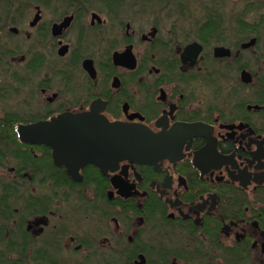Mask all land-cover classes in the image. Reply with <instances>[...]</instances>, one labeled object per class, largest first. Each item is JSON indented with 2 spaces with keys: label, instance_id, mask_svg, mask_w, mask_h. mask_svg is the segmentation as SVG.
Wrapping results in <instances>:
<instances>
[{
  "label": "flooded vegetation",
  "instance_id": "obj_1",
  "mask_svg": "<svg viewBox=\"0 0 264 264\" xmlns=\"http://www.w3.org/2000/svg\"><path fill=\"white\" fill-rule=\"evenodd\" d=\"M248 5L234 37L197 35L185 43L183 30L175 34L170 24L168 40L166 21L142 31L133 16L106 47L107 24L121 16L99 21L92 12L89 24L82 19L76 45L71 31L81 18L54 37L53 26L64 18L44 21L45 11L34 5L41 21L29 23L35 35L21 38L15 25L26 6L14 11L7 34L0 29V122L88 116L143 126L164 136L168 152L148 165L88 164L74 180L55 166L49 147L20 143L45 173L16 171L8 157L0 166L3 198L10 189L20 193L16 220L5 226V242L16 238L19 247L0 264H264V33L249 31ZM5 16L0 12V20ZM195 43L200 53L185 52ZM138 45L150 56L140 59ZM217 48L231 56L215 57ZM114 54H123L119 65ZM86 60L95 78L83 68Z\"/></svg>",
  "mask_w": 264,
  "mask_h": 264
},
{
  "label": "water",
  "instance_id": "obj_2",
  "mask_svg": "<svg viewBox=\"0 0 264 264\" xmlns=\"http://www.w3.org/2000/svg\"><path fill=\"white\" fill-rule=\"evenodd\" d=\"M41 10L37 8L36 14L30 26L35 27L41 21ZM93 19L101 18L98 14L92 15ZM74 21V16H68L60 24L52 28V35L60 37L68 30ZM157 29L154 28L149 37L154 39ZM252 40L243 47L250 48L255 45ZM201 46L198 44L189 45L185 52L194 50L195 54L200 53ZM67 47L61 50L60 54L65 55ZM125 58L135 60L130 51H126ZM215 57H230L231 52L225 48H217L214 51ZM120 54H114L115 65L120 64ZM134 61L132 69L135 68ZM85 71L95 78L93 63L86 60L83 63ZM247 83L252 82L248 73H243ZM96 106L92 112H97ZM19 142L29 146H46L52 150L53 160L56 167H66L69 175L76 180L81 167L88 164L95 165L100 169H106L119 162L129 161L130 164L148 165L162 158L168 148H163L165 138L162 135H152L145 127H133L123 123L111 124L104 119H93L88 116H71L68 114L59 116L56 119L46 122H38L18 128Z\"/></svg>",
  "mask_w": 264,
  "mask_h": 264
},
{
  "label": "trees",
  "instance_id": "obj_3",
  "mask_svg": "<svg viewBox=\"0 0 264 264\" xmlns=\"http://www.w3.org/2000/svg\"><path fill=\"white\" fill-rule=\"evenodd\" d=\"M2 1L0 10L1 14L6 16H12L16 11L17 13L20 12L19 10H22V5H26V7L39 5L43 10L48 9H63L59 16V19L64 18L65 16L74 13L75 17L77 19L81 18L84 11H92L94 12H102L105 16L108 17H114V16H120L119 14H122L127 10V4L124 5V3H127V1L135 2L130 4L129 10H135L137 13L141 10V5L137 2L143 1V5H147L149 0H0ZM217 9V8H215ZM249 12H258L261 13V16L263 17L262 20H260L257 23H254V25H249V31L258 33L263 32L264 33V15L262 14L261 10H256V8H253L252 5L250 6ZM12 12V14H11ZM236 21V28L240 29L243 27L241 25L240 21L237 19ZM198 29H195L196 27ZM192 25V28L194 27L193 31L196 35H199L203 40L208 41L213 36H216L218 40L226 35L224 33V25H223V18L218 13H216L215 10H208L207 12V18L204 24L199 25ZM255 26L257 29L253 30L251 27ZM190 38L186 37V40L189 41ZM19 123H24L20 120H14V119H8L0 122V130H4L6 132L1 133L0 132V166L5 161V158L8 157L10 164L14 163L15 170H24L26 172L30 170H37V175L39 172L45 173V170L37 168L40 165L44 166V163L38 159L33 157V155L30 153L29 149L26 148V150H23V146H21L18 143V138L16 134V125ZM9 164V166H10ZM11 168V166H10ZM51 169V168H50ZM1 176V174H0ZM42 187H48L47 185H43ZM4 187L0 185V203L1 200L4 202L3 205H0V212L4 216L3 218V225H0V258H4L11 254H16L18 244H16L12 239H9V243L5 242V230H6V224L10 227L12 222L16 220L13 210L18 209L20 206L19 198L20 193L18 190L10 189L9 196L7 198H3L2 196V189ZM29 193V196L31 198L32 195L31 192L27 189L26 194ZM31 198L26 197V200L29 204L31 201ZM9 199V201H7ZM5 228H2V227ZM10 244V245H9ZM16 245L14 248L12 246Z\"/></svg>",
  "mask_w": 264,
  "mask_h": 264
},
{
  "label": "rangeland",
  "instance_id": "obj_4",
  "mask_svg": "<svg viewBox=\"0 0 264 264\" xmlns=\"http://www.w3.org/2000/svg\"><path fill=\"white\" fill-rule=\"evenodd\" d=\"M135 2L127 1V10H125V14H119L121 18L117 20L111 19L110 22L107 24V29L109 30L108 33V39L105 40V43L103 44V47L108 46V42L111 40V38H117V34L119 31L118 26L121 27L123 22L126 21V18L128 20L130 18H134L133 16H136V22H138V28L142 31L148 30L149 25L152 23H160L166 21L168 25L163 26L164 32L162 33V38H168L170 40V35L167 34L168 28L170 27V24L175 26L177 29L174 31L175 34H179L182 30L184 32V36L187 38H190L189 41L185 40V43L191 42L193 40L197 39V35L193 31L194 27L192 28V25H199L204 24L207 18V12L208 10H215L216 13L219 12V14L223 18V25H224V33H226V37L228 35L231 37L236 36L239 32L236 30V21L235 19L240 20L241 12L244 8H246V5L250 8L252 5L253 8H256V10L264 7V0H149L147 5H143V1H139L141 5V10L139 13L134 14L129 12V6L130 4ZM2 1H0V7H1ZM26 6V5H23ZM217 8V9H215ZM63 9H48L44 10V16L47 17L45 20L49 19H58ZM133 11V10H132ZM262 14L264 15V10L262 9ZM1 12V10H0ZM92 11H84L83 15L81 16V21L78 23V25L72 29L71 36L73 38V43L77 45L78 40V30L83 25L84 18H87L86 23H90V17ZM25 16L23 17L21 21L16 22V27L18 30L22 33L21 38H25L26 33H30L31 35H35V31L29 27V23L32 22L33 17L36 13L34 7H26L25 8ZM102 19L105 18V15L102 14V12H97ZM261 13H258L254 11L253 13H250L247 18V23L249 25H254V23L259 22ZM6 17V16H5ZM8 21L11 16H7ZM233 18V21H232ZM133 20V19H132ZM2 21L0 20V25L3 22L6 24V26H1L0 29L3 31V34H7L9 31L10 21ZM15 23V22H14ZM134 23V22H133ZM136 24V23H135ZM195 29H198V26H195ZM198 27V28H197ZM234 27V28H233ZM253 30L257 29L255 26L251 27ZM0 30V31H1ZM25 33V34H24ZM124 33V31H122ZM121 35V34H120ZM70 36V39H71ZM34 38V37H33ZM80 39V38H79ZM264 40V35H263ZM80 42V41H79ZM181 43H184L182 41ZM71 44V43H70ZM102 47V46H100ZM210 50L214 48L212 44L209 46ZM44 50H48L45 48ZM110 51V50H109ZM137 54L139 55L140 59L144 56H150V51L146 46H139L138 49L135 50ZM108 52V51H106Z\"/></svg>",
  "mask_w": 264,
  "mask_h": 264
}]
</instances>
